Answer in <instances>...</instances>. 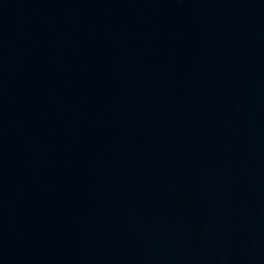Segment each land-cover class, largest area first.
Here are the masks:
<instances>
[{"label":"water","instance_id":"water-1","mask_svg":"<svg viewBox=\"0 0 264 264\" xmlns=\"http://www.w3.org/2000/svg\"><path fill=\"white\" fill-rule=\"evenodd\" d=\"M0 264H264V0H0Z\"/></svg>","mask_w":264,"mask_h":264}]
</instances>
